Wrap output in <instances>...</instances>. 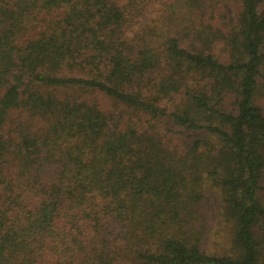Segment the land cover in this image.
I'll use <instances>...</instances> for the list:
<instances>
[{"label": "trees", "instance_id": "16d2710c", "mask_svg": "<svg viewBox=\"0 0 264 264\" xmlns=\"http://www.w3.org/2000/svg\"><path fill=\"white\" fill-rule=\"evenodd\" d=\"M0 264H264V0H0Z\"/></svg>", "mask_w": 264, "mask_h": 264}, {"label": "rangeland", "instance_id": "374dc122", "mask_svg": "<svg viewBox=\"0 0 264 264\" xmlns=\"http://www.w3.org/2000/svg\"><path fill=\"white\" fill-rule=\"evenodd\" d=\"M153 2V1H152ZM220 194L218 191H215L211 197L208 198V204L210 207L212 206L215 209L216 216L212 217V210H210V226L211 231H209L208 238L206 240V245L209 250H213L215 248H226V234L228 233V229L226 228V224L222 223V219L220 217V212H222V202L219 200Z\"/></svg>", "mask_w": 264, "mask_h": 264}]
</instances>
